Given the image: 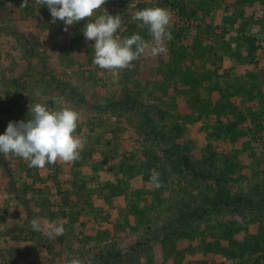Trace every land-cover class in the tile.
Wrapping results in <instances>:
<instances>
[{
  "label": "rangeland",
  "instance_id": "rangeland-1",
  "mask_svg": "<svg viewBox=\"0 0 264 264\" xmlns=\"http://www.w3.org/2000/svg\"><path fill=\"white\" fill-rule=\"evenodd\" d=\"M22 4L23 0H0V135L10 121L27 122L32 103L56 110L69 107L80 114L75 135L87 141L81 152L88 155L90 136L102 139L104 150L98 162L80 158L81 165L58 161L43 169L11 153L4 155L0 264H68L74 258L84 264H167L163 239L180 229L182 205L168 209V191L157 188L156 196L137 190L132 182L146 170L145 151L158 165L170 166L165 150L171 142L158 133L186 144L198 161L212 156L216 148L233 154L239 165L229 178L234 193L264 188V0H106L102 7L122 18V39L141 34L151 41L147 27L133 20L136 11L162 7L172 13L167 53L142 56L133 61V68L116 71L93 64L95 42L83 35L88 19L67 26L65 32L64 22L53 23L46 5L36 0ZM244 37L259 40L252 59ZM191 77L195 82L188 85ZM227 85L234 88L235 109L220 121L213 109L228 101L221 97ZM129 97L135 109L128 107ZM144 112L154 118V127L148 126ZM238 117L244 121L235 137L215 136L217 126L225 127ZM107 163L121 164L123 172L100 176ZM173 177L178 203L206 190L179 173ZM35 218L40 219L41 231L32 229ZM173 218L177 220L172 225ZM207 218L228 225L233 216L212 211ZM238 219L237 235L247 237L251 221ZM61 223L64 233L49 238L47 233ZM190 226L205 229L206 223L197 219ZM258 227L263 233L264 223ZM223 235L227 244L229 229ZM183 245L182 252L177 249L183 259L176 264L205 263L200 237ZM217 258L209 264H251L256 254L248 251L234 262L220 260V254Z\"/></svg>",
  "mask_w": 264,
  "mask_h": 264
},
{
  "label": "trees",
  "instance_id": "trees-1",
  "mask_svg": "<svg viewBox=\"0 0 264 264\" xmlns=\"http://www.w3.org/2000/svg\"><path fill=\"white\" fill-rule=\"evenodd\" d=\"M239 4L241 5V3ZM239 4L235 6L237 10H241L242 8V6H238ZM142 38L146 40L145 36H142ZM244 40L249 42V52L247 54L252 59L258 50L259 40L256 38L250 40L248 37H244ZM241 56L242 54H239L240 58ZM172 72L176 74L175 71L172 70ZM188 80V85H192L191 82H195L194 77H191ZM188 85L185 87H189ZM232 89H234L232 88V85H227L225 94L221 91V97L228 101L226 103L218 102L214 106V114L220 121L224 115H229V112H233L235 109V105L231 102L233 97ZM235 92L239 93V89ZM74 94L73 91V95ZM72 99L76 100L77 98ZM80 100L83 99L80 98ZM127 103L128 107L131 109L137 107L130 97L127 99ZM143 115L148 126L154 127V118L150 117L148 112H144ZM242 121H244V119L238 117L235 121H232L231 123L229 122L230 124L228 123L225 127L221 125L217 126L215 136L222 138L223 134H233L232 136L235 137ZM181 130L182 128L180 125L177 124L175 126V131L180 134ZM157 135H160L162 140L164 139L171 142L170 147L165 150V153L169 158L170 163H168L170 166L164 164L158 165L155 156L145 151L144 157L148 162L146 170L141 175L133 177L132 182L137 190L145 189L149 194L154 193L157 188H162L163 190L168 191V199L170 202L168 209H172V205H182L179 210V219L177 220V218H173L174 221H171L173 225L177 220V222L181 224L180 229L174 233L172 232L171 235H168L163 239L164 252L166 254L165 259L166 262H168L167 264H176V261L181 262L183 259V253H180V246L196 236L200 237L201 242L206 247V251L201 254L204 258H202L205 262L204 264H209V261L211 260H218V254H220V260L227 259L228 261L234 262L237 258H245L248 251H253L256 254V258L251 264H263L264 232L261 233L257 230L259 229V227L257 228V223H264V188L256 186L255 190L249 193H234L229 185V178L236 174L235 172L239 165L235 162L233 154L220 153L216 148L214 149V154L212 156H205L202 160L198 161L195 160V156L186 144L175 142L171 136H168L165 133H158ZM93 138L94 136L89 137V144L87 145L89 146L88 155L85 152H81L80 158L85 159L86 161L95 158L94 160L98 162L102 158L104 145L102 144V139ZM3 159H5L4 154H0V163L2 162L4 164L5 161ZM79 161H74L73 165H81ZM101 171L102 173L100 176L104 174V176L109 178L111 175L113 176L114 173L118 174L123 172L121 164L115 166L111 163L102 165ZM173 173H179L183 179L189 177L190 183H197L198 186L205 185L206 190L201 192V195L198 198H182L180 203L176 202L178 192L175 189L176 185ZM155 174H159L160 187H156L155 184L150 182V177ZM178 180L179 184H181V179ZM209 181L213 182V184H209ZM113 182L116 183L117 179L114 178ZM113 185H110V188ZM154 195L156 194L154 193ZM156 196H159V193ZM212 211H216L223 215H231L233 216V219L229 220L230 223L228 225H224L222 222L213 224L211 220L207 218V215ZM107 215L106 220L109 223L111 222V215ZM238 218L251 221L250 224H252V229L249 227L246 231L247 237L240 238L237 235L235 228L239 220ZM197 219L206 223L205 229H197L190 226V224ZM147 223H150V221L147 220ZM226 228L230 231V237L227 244H224L223 241L225 236L223 233ZM215 229L218 230L217 233H214ZM176 240L178 241V245L174 248ZM217 242H219V248L216 246ZM138 244L141 245V243ZM171 245L172 249H170ZM236 249L239 250V253ZM172 254L175 256L177 255L174 259L175 261L172 259Z\"/></svg>",
  "mask_w": 264,
  "mask_h": 264
},
{
  "label": "clouds",
  "instance_id": "clouds-1",
  "mask_svg": "<svg viewBox=\"0 0 264 264\" xmlns=\"http://www.w3.org/2000/svg\"><path fill=\"white\" fill-rule=\"evenodd\" d=\"M46 5L53 18L52 22L63 21L67 26L88 19L83 28V35L88 41H94L93 64L102 70L116 71L131 69L133 61L142 56L153 57L167 53L165 41L172 39L169 26L172 20L170 10L162 7H149L135 12L133 20L140 21L138 27H147L151 41L139 34L121 38L118 30L122 26L120 15H111L102 6L106 0H36ZM28 0H23L21 7H26ZM103 9L102 14L97 12ZM31 118L20 122H9L4 134L0 135V154H13L29 162L33 168L43 169L46 164L58 161L71 164L80 159V153L86 139L75 135L80 120L78 111L62 107L51 109L36 103L29 106ZM155 171V170H153ZM150 182L160 187L159 174L152 175ZM33 231H41L39 218L31 221ZM63 224L53 226L47 233L49 238L62 235ZM68 264H84L80 259H71Z\"/></svg>",
  "mask_w": 264,
  "mask_h": 264
}]
</instances>
